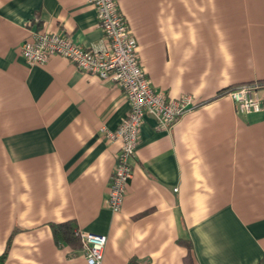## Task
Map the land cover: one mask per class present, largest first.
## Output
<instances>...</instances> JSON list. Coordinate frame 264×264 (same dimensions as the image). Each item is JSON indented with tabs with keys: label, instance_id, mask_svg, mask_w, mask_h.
Segmentation results:
<instances>
[{
	"label": "crops",
	"instance_id": "obj_1",
	"mask_svg": "<svg viewBox=\"0 0 264 264\" xmlns=\"http://www.w3.org/2000/svg\"><path fill=\"white\" fill-rule=\"evenodd\" d=\"M143 69L196 108L169 129L144 118L122 211L108 207L130 111L122 88L21 46L40 31L107 44L89 0H0V256L3 264H88L52 224L104 235L103 264H264V0H116ZM259 83L263 111L227 89Z\"/></svg>",
	"mask_w": 264,
	"mask_h": 264
},
{
	"label": "built area",
	"instance_id": "obj_2",
	"mask_svg": "<svg viewBox=\"0 0 264 264\" xmlns=\"http://www.w3.org/2000/svg\"><path fill=\"white\" fill-rule=\"evenodd\" d=\"M89 2L97 12L106 46L84 49L63 33L40 31L24 42L21 55L30 65H44L52 57H61L78 70L110 80L122 88L129 103V114L117 131L107 132L108 139L121 143L108 192V207L113 213H120L132 179L130 160L138 148L145 116H152L157 128L165 130L196 108L197 103L192 96L169 99L165 93L155 90L141 65L138 41L116 0ZM261 90V84L252 83L234 87L226 94L234 101L236 111L247 116L263 111ZM79 234L87 263L103 264L107 237L82 231Z\"/></svg>",
	"mask_w": 264,
	"mask_h": 264
},
{
	"label": "trees",
	"instance_id": "obj_3",
	"mask_svg": "<svg viewBox=\"0 0 264 264\" xmlns=\"http://www.w3.org/2000/svg\"><path fill=\"white\" fill-rule=\"evenodd\" d=\"M231 89H227V93ZM55 242L58 245H68L74 249H80L82 247V241L80 237V230L75 221H67L63 223H56L51 225ZM7 254L0 256V264L4 263ZM190 264V261L187 262Z\"/></svg>",
	"mask_w": 264,
	"mask_h": 264
}]
</instances>
